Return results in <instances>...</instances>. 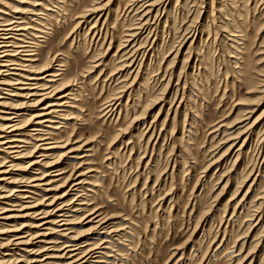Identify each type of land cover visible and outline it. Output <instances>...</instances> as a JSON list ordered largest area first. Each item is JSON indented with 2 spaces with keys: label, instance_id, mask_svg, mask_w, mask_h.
<instances>
[{
  "label": "rangeland",
  "instance_id": "374dc122",
  "mask_svg": "<svg viewBox=\"0 0 264 264\" xmlns=\"http://www.w3.org/2000/svg\"><path fill=\"white\" fill-rule=\"evenodd\" d=\"M0 22L26 30L0 39V130L28 143L0 155V264H264V0H0ZM4 61L60 76L26 98Z\"/></svg>",
  "mask_w": 264,
  "mask_h": 264
},
{
  "label": "bare ground",
  "instance_id": "6f19581e",
  "mask_svg": "<svg viewBox=\"0 0 264 264\" xmlns=\"http://www.w3.org/2000/svg\"><path fill=\"white\" fill-rule=\"evenodd\" d=\"M3 23L4 22H0V39L1 40H11V39H16L18 37H23V35H17V34H19L20 32H24L26 30L25 29H22V28H17V27H20V26H15V24H17V23H13V24L12 23H9V24H6V25H3ZM14 28H17V30L14 29ZM7 47H9V46H2V45H0V49L7 48ZM28 48L29 47H23L22 48L23 49V52L20 53V55H22L23 53H28ZM1 58H7V56L1 57ZM14 62H16V63H14ZM27 62H31L32 63V62H36V61H34V60L33 61L27 60ZM3 63H5V64L2 67L9 68V70H11L10 67H13L14 68L12 71H16V73L13 74V76L21 77L22 78V79L15 80L16 83H18L17 85H21V86H37V88L36 87H33V88L29 87L30 89H27L25 87H22L23 89L24 88L25 89L24 90H21V91H27L28 90V92H29V93H27V96L23 95V97H26V98L31 95L30 96L31 98L32 97H35V98L42 97V100H43L48 95V94L45 93V91L47 90V88H45L44 90H39V88H38L39 86L38 85L40 83H37L35 85H29L27 82H38V81H41V80H46L47 78H50V77L53 78V77H59L60 76V75L55 76L56 74H48L47 77L36 79L34 76H37V75H39L42 72H36L34 74V72L32 71V66H30V64L29 65H26V63H24L22 61L21 62H19V61H6L5 62L4 61ZM17 72H20V73L17 75ZM25 73H28V74H25ZM5 85H7V84L0 83V86H5ZM0 90H3V89H0ZM13 97H15V96H13ZM37 103H40V102H37ZM57 106L58 105H56V104H48L46 107L43 108V110H44V112L51 113V109L57 108ZM0 107H3V105H0ZM0 114H5V113H3L1 111ZM7 115L8 116H13V115H17V114L16 113L15 114H8L7 113L6 116ZM47 115L48 114H46V113L41 114V115L37 116L36 119H42L43 117L46 118ZM6 116L3 119H5ZM47 118H48V120L46 122H38L37 123L38 126H36V128L33 130L34 133L32 135H30L32 138L39 139V140H37L38 142L44 143L42 145L43 147L45 146V149H43L44 151H49L51 149L56 148L55 147V144H57V143H54V142L53 143L49 142L50 139H47V138L44 139V140L41 139V137H44V135L47 133L44 130L45 127L43 125L44 124H51L52 123L51 122L52 121L51 118H49L48 116H47ZM20 119H21V116H15L12 119H9L8 118L6 120H2V121H8L9 123L4 124L3 125V127H4L3 130H0V155L1 154H5L8 157L13 156L11 158L12 159H15V160H18V159H22L23 158V156H22L23 155V152H24L22 150L23 149V144H28L26 142V139H24L22 137V135H23L22 130H24V128L21 126ZM53 120H54V118H53ZM8 131H10V132H8ZM47 134H49V133H47ZM11 154H13V155H11ZM45 157H48V156H45ZM2 167H4V166H2ZM5 174H6V172H3L2 170H0V182H4L5 181L4 179H2L3 178V175H5ZM36 187H40V186H36ZM5 213H7V212H5ZM5 220H7V219H5ZM78 262H80V261H78Z\"/></svg>",
  "mask_w": 264,
  "mask_h": 264
}]
</instances>
